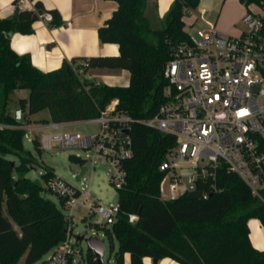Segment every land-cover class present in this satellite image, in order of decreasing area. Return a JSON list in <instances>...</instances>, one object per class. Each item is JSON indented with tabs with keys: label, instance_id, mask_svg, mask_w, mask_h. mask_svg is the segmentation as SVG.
I'll use <instances>...</instances> for the list:
<instances>
[{
	"label": "trees",
	"instance_id": "trees-1",
	"mask_svg": "<svg viewBox=\"0 0 264 264\" xmlns=\"http://www.w3.org/2000/svg\"><path fill=\"white\" fill-rule=\"evenodd\" d=\"M240 1L245 6L259 2ZM116 2V9L98 28V38L102 43H116L119 53L63 60L49 71L34 66L28 53L13 50L8 36L31 33L32 22L43 10L16 9L0 18V124L6 125L0 127V264H16L22 257L23 264L36 263L65 238L70 223L61 205L42 195L44 186L25 175L34 159L23 145L26 130L20 126L24 110L33 114L47 109L53 122L88 121L117 99L115 111L139 120L153 117L166 100L163 69L170 48L188 39L184 16L195 10L200 0H173L158 17L161 25H153L146 13L151 5L157 17L156 0ZM49 11L52 23L59 24L61 17L55 10ZM80 62L84 69H127L129 83L108 85L80 78L76 70ZM21 89L29 94L19 99L20 117L16 118L8 101L10 93ZM129 135L132 154L122 162L125 183L116 189L119 213L105 228L111 250L112 240L117 242L114 264H126V255L128 264H145L144 257L156 262L170 258L180 264H264V249L251 244L248 229L250 218L259 219L264 226V205L236 173L220 161L213 176L199 175L193 189L163 199L160 182L164 171L159 166L175 138L136 121L131 122ZM32 143L40 151L36 135ZM259 149L264 151V139L259 141ZM69 159L85 164L76 155ZM53 176L51 169L42 173L45 182ZM129 214L137 219L130 222ZM87 253L89 264H97L92 250Z\"/></svg>",
	"mask_w": 264,
	"mask_h": 264
},
{
	"label": "built area",
	"instance_id": "built-area-1",
	"mask_svg": "<svg viewBox=\"0 0 264 264\" xmlns=\"http://www.w3.org/2000/svg\"><path fill=\"white\" fill-rule=\"evenodd\" d=\"M29 1L15 0V4L24 9ZM251 4L257 11L244 12L243 31L237 36L219 32L213 22L205 19L206 12L195 15L194 19H200L204 27L198 31V38L187 32V40L172 44L163 69L166 100L153 117L134 120L115 111L117 102L111 101L97 117L88 120L100 124L97 133L69 132L65 130L69 122L50 120L37 127L45 131L37 135L39 147L49 151L57 146L91 151L93 160H106L114 167L110 182L118 189L125 183L122 162L132 154L131 138L124 130H130L131 122L136 121L175 138V145L159 166L164 171L160 196L165 193L164 178L167 197L171 199L193 189L199 175L213 176L221 161L264 205V151L259 149V141L264 139V0ZM38 16L52 20L50 12ZM80 64L78 73L84 70V64ZM186 168L188 174H182ZM182 176L187 177L186 181L181 180ZM44 187L57 194L70 221L75 204L99 216L104 228L110 227L119 213L118 198L116 203L104 206L88 189H77L59 177L53 176ZM136 219V215L129 214L130 222ZM69 225L65 238L34 264H89L87 250L83 253L81 241L70 233Z\"/></svg>",
	"mask_w": 264,
	"mask_h": 264
},
{
	"label": "crops",
	"instance_id": "crops-1",
	"mask_svg": "<svg viewBox=\"0 0 264 264\" xmlns=\"http://www.w3.org/2000/svg\"><path fill=\"white\" fill-rule=\"evenodd\" d=\"M172 1L156 0V12L159 18L164 15ZM202 1L200 0L197 8L192 11L194 16L200 12L208 14L207 10L201 8ZM38 7L43 12L55 10L61 17V22L53 24L52 20L45 21L38 16L32 22L31 33H11L10 45L18 53H28L32 64L40 70L49 71L58 68L63 60L72 58L117 55L119 53L116 43H102L98 38V28L116 9V0H30L24 9H19L15 0H0V18L12 15L16 9L36 12ZM247 9L257 11L250 5L245 6L240 0H222L213 23L217 30L223 34L240 35L243 31L241 17ZM79 76L108 85L126 86L129 83L130 73L123 68L88 67L80 72ZM112 101L117 102V99ZM43 122L47 121L34 119L28 122L25 127L29 131H38L37 127ZM161 197L168 199L167 193L161 194ZM248 229L251 244L256 249L263 250L264 226L260 220L250 218ZM128 260V255H126V264H128ZM143 261L145 264H180L170 258H163L154 263L150 257H144Z\"/></svg>",
	"mask_w": 264,
	"mask_h": 264
},
{
	"label": "rangeland",
	"instance_id": "rangeland-1",
	"mask_svg": "<svg viewBox=\"0 0 264 264\" xmlns=\"http://www.w3.org/2000/svg\"><path fill=\"white\" fill-rule=\"evenodd\" d=\"M222 0H203L201 3V8L207 10L208 14L205 15V19L214 22L216 13L221 4ZM252 9H256L255 4H249ZM146 13L149 15L151 23L153 25H161V21L158 15L152 14L151 5H148ZM157 14V13H156ZM192 15L184 16L186 32L190 33L193 37L198 38V31L204 27L203 22L200 19H194L195 16ZM194 21V22H193ZM193 22L192 25L189 23ZM82 77L83 74L81 73ZM29 91L26 89L15 90L10 93L8 101V109L14 111L17 109V105L20 98H27ZM30 118V119H29ZM39 119L50 121V115L47 109H42L36 113L28 114L25 110L22 112V128L26 130L27 137L23 138V145L26 150H29L33 156V163L26 171L25 175L30 179L38 182L39 184H45L42 178V173L45 169H51L56 177H59L64 182L77 189H88L89 193L95 200L100 201L104 206H109L117 202V191L114 185L110 182V176L114 171V167L108 163L106 160H93L92 152L89 150H84L81 148H60L59 146L53 147L50 151L43 150L37 151L33 147L32 136H39L44 130L29 131L26 129L25 125L31 120ZM30 120V121H29ZM42 122V121H41ZM65 130L69 132H78L80 134H95L100 130V124L91 121H78L74 123H69L65 126ZM70 155L79 156L84 159L86 166V171L82 174V182H78L70 171L71 167L76 173L79 172V165L71 162L69 159ZM11 161L18 162L17 158L12 155H7ZM189 168L182 170V174H188ZM187 177L182 176L181 180L186 181ZM162 186L167 193V181L164 178L162 181ZM45 188V187H44ZM42 195L60 205L59 198L57 194L53 191H48L47 189L42 191ZM90 200H88L89 202ZM104 224V221L93 214L90 209H87L79 204H75L72 209V218L70 221L69 228L72 229L73 235H83L84 238L94 236L101 240H104L106 245V250L103 252L102 259L104 264H114L115 251L117 249V242L115 239L113 242V250L110 249L111 240L104 235L105 228L99 223ZM83 253L87 250V244L84 240L80 242ZM16 264H23V257L18 260Z\"/></svg>",
	"mask_w": 264,
	"mask_h": 264
},
{
	"label": "water",
	"instance_id": "water-1",
	"mask_svg": "<svg viewBox=\"0 0 264 264\" xmlns=\"http://www.w3.org/2000/svg\"><path fill=\"white\" fill-rule=\"evenodd\" d=\"M10 35H11V33H8V36L9 37H10ZM15 117L16 118H19L20 117V110H19V108H17L15 110ZM124 133L128 134L129 133V130L128 129H125L124 130ZM69 168H70V171L72 173V176L78 182H82L81 176L86 171V166H84V165L81 166L78 173H76L71 167H69ZM70 233L72 234V232H70ZM74 237L78 241L84 240L86 242L87 248L92 250L97 264H104L103 259H102V255H103V252L106 250V245H105V243H104L103 240H101V239H99L97 237H94V236H90V237L84 238L83 235H74ZM156 261H157L156 259H153V262L154 263H156Z\"/></svg>",
	"mask_w": 264,
	"mask_h": 264
}]
</instances>
